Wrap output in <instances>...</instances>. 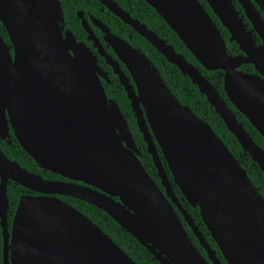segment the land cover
Returning a JSON list of instances; mask_svg holds the SVG:
<instances>
[{"label":"water","instance_id":"1","mask_svg":"<svg viewBox=\"0 0 264 264\" xmlns=\"http://www.w3.org/2000/svg\"><path fill=\"white\" fill-rule=\"evenodd\" d=\"M99 1L197 86L242 150L264 172V150L199 69L114 0ZM144 1L205 70L222 71L227 99L264 137V79L237 69L251 62L264 75V57H260L264 21L251 0L237 1L261 36L260 47L253 46L231 0H204L230 33V40L245 53L237 56L227 53L219 29L199 0ZM77 16L87 40L93 41L125 89L165 192L140 163L118 104L106 97L101 78L107 77L96 56L61 25L60 1L0 0V22L10 43L0 35V137L8 134L9 124L18 144L43 170L69 180L45 179L10 160L0 149L5 264L8 259L11 264H137L91 219L56 195L102 209L160 264H209L188 237L173 203L209 259L221 264L178 202L152 136L174 184L190 205L198 206L227 264H264V199L246 170L211 126L170 92L143 53L89 16L103 33L102 39L125 64L135 91L83 12L77 11ZM8 181L40 193L19 199L9 243Z\"/></svg>","mask_w":264,"mask_h":264},{"label":"trees","instance_id":"2","mask_svg":"<svg viewBox=\"0 0 264 264\" xmlns=\"http://www.w3.org/2000/svg\"><path fill=\"white\" fill-rule=\"evenodd\" d=\"M63 13L64 29H69L78 40H85L86 32L83 30L81 20L77 17V11H82L84 17L88 20L93 32L96 36L101 37L103 33L101 30L94 26L89 16H93L101 21L111 33L123 38L133 48L143 53L151 62V64L158 70V73L167 85L168 89L182 105L188 106L199 118L207 122L212 130L219 136L224 144L228 147L233 156L238 160L241 167L246 170L247 176L250 181L258 188L260 194L264 199V172L260 170L259 166L253 162L250 155L244 152L241 145L235 136L226 128L221 117L215 112L214 108L209 104L205 95L201 94L197 86L191 80L183 75L180 70L153 47L143 36L134 31L129 25L124 23L115 14L110 12L109 9L104 7L99 0H59ZM123 10L127 11L129 15L141 23H144L147 28L154 31L159 37L166 40L172 45L178 53H181L190 63L196 66L199 71L209 80L214 86L219 95L226 101L227 105L235 114L237 120L242 123L245 130L252 136L256 144L264 150V137L257 132L248 119L231 104L227 99L223 88V77L220 70H205L200 63L192 56L190 51L185 47L182 41L178 38L177 34L166 24L156 10L147 4L144 0H114ZM202 2V0H200ZM203 3V2H202ZM205 6V3L203 4ZM212 19L226 41L227 49L234 46L233 43L228 42L227 30L219 23V20L208 9ZM0 35L4 41L9 44V39L5 27L0 22ZM126 38V39H125ZM112 50L108 49V52ZM99 62V61H98ZM104 68V67H102ZM111 79V77H110ZM106 94L116 100L123 116L127 119L129 129L133 135L134 141L138 146L142 156L140 162L144 166L147 173L152 179L158 181L156 171L150 169L152 161L145 150V144L141 139V135L137 129L135 119L130 107L129 100L126 97L124 89L120 86L115 76H113L112 84L106 85L103 82ZM1 151L10 159L16 161L20 166L26 170L40 174L45 179H64L59 174L43 170L18 144L14 136L11 137V142L0 140ZM147 162L150 165H147ZM169 178L171 176L169 175ZM178 198L182 195L178 192L177 186L173 188ZM33 191L28 190L14 181L7 183V196H8V215L7 219L10 220L14 214L16 205L23 195H32ZM68 204L82 212L85 216L91 219L97 226H99L129 257L137 264H160L153 255L141 245V243L130 233H128L121 225L116 222L105 211L94 205L73 197L62 196ZM190 214L198 224L199 229L205 227L201 220L199 208L190 209ZM1 230V227H0ZM205 230V229H204ZM211 247L215 248L217 257L222 264H227L226 260L222 257L216 243L211 237H208Z\"/></svg>","mask_w":264,"mask_h":264},{"label":"flooded vegetation","instance_id":"3","mask_svg":"<svg viewBox=\"0 0 264 264\" xmlns=\"http://www.w3.org/2000/svg\"><path fill=\"white\" fill-rule=\"evenodd\" d=\"M199 2H200V0H199ZM202 2H203V3H202ZM202 2H200V3H201L202 5L205 3V6L203 5V7H204L205 11L209 14V16L211 17V15H210L208 9L212 12V14H214V15L216 16V14L213 12L212 8L210 7L209 3H208L207 1H204V0H202ZM231 2H232V4L234 5L235 9L238 11L239 16H241L242 21H243V24H244V26L246 27V30L249 32L250 37H251V39H252V41H253V46H254V47H260V46L262 45V43H263V40H262L261 36L258 35V32L253 28V25L251 24V22H250V21L247 19V17L245 16L244 10L241 8L240 3H239L237 0H231ZM251 2L253 3V5H254V7L257 9V11L260 13L261 18H262L263 21H264V9H263V5H262V1H261V0H251ZM77 17H78V16H77ZM216 18L219 20V18H218L217 16H216ZM211 19H212V17H211ZM212 20H213V19H212ZM213 22L215 23L214 20H213ZM219 23H221L220 20H219ZM215 24H216V23H215ZM221 24H222V23H221ZM216 26H217V24H216ZM222 26H223V25H222ZM223 27H224V26H223ZM217 28H218L219 31H220V28H219L218 26H217ZM224 28H225V27H224ZM225 29H226V28H225ZM83 30H84V29H83ZM226 30H227V29H226ZM220 34H221V36L223 37L221 31H220ZM227 34H228V42L234 44V46L231 47V49L228 50V49H227V45H226V41H225V39H224V37H223V39H224V41H225V47H226V51H227V53H228L229 55H232V56L245 55V53L239 48V45H238L234 40H230V33L228 32V30H227ZM95 35H96V34H95ZM96 37L100 40V42H101V44L103 45L105 51L111 56V58H112L113 60H116V61H117L118 65H119V68L123 71V73H124L127 77H129V83L133 86V89H135V91H136V87H135V85H134V83H133V81H132V78L130 77V74H129V72H128L126 66H125V64H124V63L118 58V56H117L116 53L113 51V49H112L109 45H107V43L102 39V36H101V37L96 36ZM75 38H76V37H75ZM8 39H9V38H8ZM125 39H126V38H125ZM76 40H77V41L84 42L85 45H86L87 47H89V49L92 51V53L96 56V58H97V62L99 61L98 64L100 65V67H101V68L104 67V68H102V70L105 72L107 78H106V79H102V78H101L102 85H103V82H104L106 85H109V86H110V85L112 84L113 76H115V78L117 79V81H118V83H119L118 77H117V75L113 72V68H112V66H110L108 63H106L105 58H104L103 56H101L100 54L97 53V49H96L95 47H93V41H92V40H87V33H86V37H85V40H84V41H82V40H78L77 38H76ZM9 44H10V43H9ZM108 49H110V50H112V51H111V52H108ZM10 50L12 51V49H10ZM260 57H264V51L260 52ZM259 59H261V58H259ZM259 59H258V60H259ZM237 69L240 70V71H243V72H245V73H250V74L257 75V76H259V77H261V78L264 79V75L261 74V72H259V70L256 69V66H255L253 63H251V62H248V63H242L241 65H239V66L237 67ZM220 71H221V70H220ZM221 72H222V71H221ZM221 75H222V73H221ZM110 77H111V79H110ZM222 77H223V76H222ZM119 84H120V83H119ZM120 86L124 89V87H123L121 84H120ZM103 88H104V91H105V87H104V85H103ZM124 91H125V89H124ZM125 93H126V91H125ZM105 94H106V92H105ZM106 97H107L109 100H114V98L111 97V96L108 95V94H106ZM126 97H127V95H126ZM127 99H128V98H127ZM128 100H129V99H128ZM114 101L116 102V100H114ZM116 103H117V102H116ZM129 103H130V100H129ZM117 104H118V103H117ZM118 106H119V105H118ZM130 107H131V104H130ZM131 110H132L133 117H134V112H133L132 107H131ZM120 111H121V110H120ZM121 113H122V112H121ZM125 119H126V118H125ZM134 119H135V122H136L137 129H138V131H139V133H140V135H141V139H142V141L144 142V140H143V136H142V133L140 132L139 127H138V125H137V120H136L135 117H134ZM126 122H127V119H126ZM127 128H128V130L130 131V129H129V125H128V122H127ZM130 133H131V131H130ZM131 135H132V133H131ZM12 136H14V133H13L11 127H10L9 124H8V134H7L6 136H4V137H0V140H2V141H6V142L10 143V142H11V137H12ZM14 137H15V136H14ZM132 138H133V135H132ZM15 139H16V138H15ZM133 139H134V138H133ZM152 139H153V141H154V145L156 146V151H157V153H158V157H159V159H160V162H161V164H162V167H163V169H164V171H165V173H166V175H167V178H168L170 184L172 185V190H173L174 186H176V185H175L174 182H173V178H172V175H171L170 170H169V168H168V165H167V163H166V161H165V158H164V156H163V154H162V152H161V150H160L159 145H158L157 142H156V139H155L153 136H152ZM134 143H135V141H134ZM144 144H145V150H146V152H147V145H146L145 142H144ZM135 146H136L137 151H138L137 157H138L139 161H141V160H140V157L142 156V152H140V150H139L138 146L136 145V143H135ZM147 154L149 155V157H150V159H151V161H152V156H151L148 152H147ZM140 163H141V162H140ZM145 163H146L147 165H150V164H148L147 162H145ZM143 167H144V166H143ZM149 167H150V169H154V170L156 171V175H157V169H156V167L154 166L153 161H152V166H149ZM169 175L171 176V178H169ZM150 177H151V176H150ZM157 178H158V176H157ZM55 180L69 181V180L66 179V178H64V179H55ZM153 181H154L155 184L159 187V189L164 193V192H165V191H164V187L161 185L160 179L158 178V181H156V180L153 179ZM177 188H178V187H177ZM173 192H174V190H173ZM178 192L181 193V192L179 191V188H178ZM174 193H175V192H174ZM39 194H40V193H36V192H34V194H32V195H39ZM181 194H182V193H181ZM62 196H64V195H56V197H58L59 199L63 200V199H62ZM175 196H176L178 202L180 203V205H181V206L185 209V211L188 213V215H189L190 218L192 219L193 223L196 225L197 229H198L199 232L201 233V235L205 238V241L207 242V244L210 246L211 249L214 250L215 255H216V257H217V254H216V250H215V248L211 247V245H210V243H209L208 237H211V235H210V233L208 232L207 228H206V227H201V228L199 229L198 224L195 222L194 218L191 216V214H190V212H189L190 209H195V208L198 207V206H192V205H190V204L186 201V199L183 197V195H181L179 198H178V196H177L176 194H175ZM68 197H69V196H68ZM115 199H117V198L115 197ZM168 200H169V199H168ZM63 201H65V200H63ZM171 204H172V207L174 208V210L177 212V214H178V216H179V218H180V220H181V222H182V225H183L185 231L187 232L188 237L191 239V241L193 242V244H194V245L196 246V248L199 250V252L201 253V255H202L203 257H205V259L207 260V262H208L209 264H213V262L209 259L208 255H207V253H206V250L204 249V247H202V246L199 244V240L197 239V237H196V235L194 234L193 230L189 227L188 223L183 219V216H182V214L180 213V211L178 210L177 206L174 205L173 203H171ZM7 215H8V211H7ZM12 219H13V215H12V217L10 218V220L7 219V216H6L7 233H8L7 242H8V243H9L10 240H11V226H12ZM201 220H202V219H201ZM202 222H203V221H202ZM204 226H205V225H204ZM0 227H1V225H0ZM204 229H205V230H204ZM211 239H212V237H211ZM9 253H10V251H9ZM5 258H6V253H5V239H4V236H3V234H2V228H1V230H0V264H5ZM217 258H218V257H217ZM218 259H219V258H218ZM219 261H220V259H219ZM220 263H221V261H220ZM8 264H11L10 259H8ZM221 264H222V263H221Z\"/></svg>","mask_w":264,"mask_h":264}]
</instances>
